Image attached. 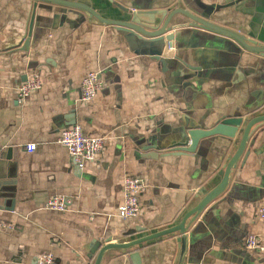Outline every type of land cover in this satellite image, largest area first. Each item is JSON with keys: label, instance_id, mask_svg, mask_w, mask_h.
<instances>
[{"label": "crops", "instance_id": "1", "mask_svg": "<svg viewBox=\"0 0 264 264\" xmlns=\"http://www.w3.org/2000/svg\"><path fill=\"white\" fill-rule=\"evenodd\" d=\"M76 1L124 21L137 13L144 22L180 5L205 10L211 21L248 37L254 33L264 43V0ZM33 4L0 0V264H36L44 251L55 255L56 264H92L95 240L127 242L171 227L201 199L203 185L222 170L235 143L215 135L200 140L195 152L161 154L179 140L172 129L187 119L210 128L222 116L264 109V54L241 50L175 14L170 24L182 27L173 49L181 59L168 58L166 70L144 39L126 38L81 9L43 1L30 48L22 50ZM181 60L201 69L191 86L175 77L177 67L187 70ZM92 70L101 72L104 87L85 103L81 84ZM35 74L42 88L20 101L21 83ZM74 120L84 133L107 137L105 150L83 170L58 141ZM31 142L37 144L34 152L27 149ZM151 144L159 148L147 149ZM125 174L149 184L140 196L139 218L118 215ZM54 194L70 196V209L45 208ZM262 205L264 123L253 132L226 190L189 226L184 251L176 232L109 249L101 264H136L135 253L141 264H264V251L245 245L250 232L264 245Z\"/></svg>", "mask_w": 264, "mask_h": 264}, {"label": "water", "instance_id": "2", "mask_svg": "<svg viewBox=\"0 0 264 264\" xmlns=\"http://www.w3.org/2000/svg\"><path fill=\"white\" fill-rule=\"evenodd\" d=\"M39 1L81 9L86 12L89 18L93 20H98L102 23L116 26L121 34H123L126 38L138 37L144 39L147 47H150L151 50L155 51L157 49V51L153 53V57L154 59L162 62L164 69L167 68L168 58L181 59V57L176 56L173 49L176 39V31L178 28L182 27V24H170L175 14H183L190 19L192 24L210 30L222 38L230 39L227 41L232 42L235 47L240 48L241 50L243 49L250 52L264 54V43L252 38L255 36L257 39H260L259 36H256L254 33H250L251 37H248L240 31L217 24L210 20V13L205 10L195 12L191 9L183 8L180 5L172 10L157 13L155 16L149 17L148 20L144 22L136 20L137 13L134 14L135 18H133V20L124 21L105 18L90 5L76 0H34L28 33L20 44V49L22 50H28L30 48L35 22V13ZM194 6L198 8L196 3H194ZM158 48H160V50H158ZM182 65L185 66L187 70H184L180 66L177 67L175 71L178 72V75L175 77L179 76L183 87L191 86L192 82L195 80L194 78L197 74V70L201 69L200 67H194L192 65L189 66L186 62H183ZM247 113L249 112L234 116H222L219 118V121L210 128H205L203 125L198 123L194 124L190 119H187L184 125H180L178 128L172 129L173 133H178L179 140L173 141L169 147L166 148L167 150H165L161 155H181L195 152L200 140L215 135H222L230 141H233V143H235V152L231 154L222 164V170L203 185V188L199 192L201 199L193 207L187 210L179 223L127 242L107 241L103 243L101 240L97 239L90 247V252L92 254L97 252L92 264H101L105 252L109 249H128L141 243L176 232L181 235L180 241L182 244V250L184 251L189 226L198 219L204 209L211 202H213L226 190L230 181L232 170L235 166H237L240 158L242 157L253 132L260 124L264 123V109L259 112H255V114L249 115ZM74 123H76V120L67 123V125ZM150 148L158 149L159 147L151 144V146H148L147 149ZM133 258L136 264H141L139 254L135 253Z\"/></svg>", "mask_w": 264, "mask_h": 264}, {"label": "built area", "instance_id": "3", "mask_svg": "<svg viewBox=\"0 0 264 264\" xmlns=\"http://www.w3.org/2000/svg\"><path fill=\"white\" fill-rule=\"evenodd\" d=\"M43 82L40 75L28 76L24 80L18 92V99L25 100L36 90L42 88ZM104 87V81L100 71L92 70L83 78L81 89V100L90 103L97 97L99 91ZM58 141L66 147L72 163L83 170L86 163L94 160L106 147L107 137L104 135H91L84 133L80 124H73L61 130ZM37 148L35 142L27 145L29 152H34ZM147 180L140 175L125 174L123 178L124 201L119 207L118 215L122 218H139L142 214L140 196L148 189ZM72 198L63 194H54L48 198L45 208L60 212L70 209ZM259 217L264 218V205L259 208ZM248 249L264 251V245L260 237L255 233H248L245 239ZM36 264H56V257L50 251H44L36 257Z\"/></svg>", "mask_w": 264, "mask_h": 264}]
</instances>
